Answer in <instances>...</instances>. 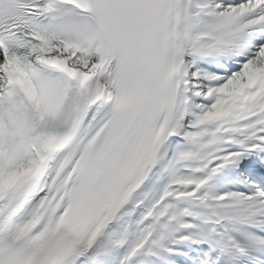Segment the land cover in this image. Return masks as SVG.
I'll use <instances>...</instances> for the list:
<instances>
[{
  "label": "snow or ice",
  "instance_id": "snow-or-ice-1",
  "mask_svg": "<svg viewBox=\"0 0 264 264\" xmlns=\"http://www.w3.org/2000/svg\"><path fill=\"white\" fill-rule=\"evenodd\" d=\"M0 264H264V0H0Z\"/></svg>",
  "mask_w": 264,
  "mask_h": 264
}]
</instances>
